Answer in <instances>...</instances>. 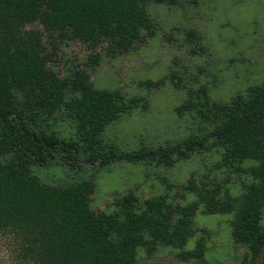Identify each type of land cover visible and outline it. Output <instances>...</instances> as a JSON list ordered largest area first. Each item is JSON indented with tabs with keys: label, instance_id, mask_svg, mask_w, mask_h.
I'll return each instance as SVG.
<instances>
[{
	"label": "trees",
	"instance_id": "1",
	"mask_svg": "<svg viewBox=\"0 0 264 264\" xmlns=\"http://www.w3.org/2000/svg\"><path fill=\"white\" fill-rule=\"evenodd\" d=\"M148 2L174 5L177 0H0V232L18 237L37 264H134L139 248L151 254L158 246L178 249L183 259L202 260L203 236L191 250L183 249L198 231L204 233L193 226L199 210L232 216L231 238L247 248L245 264H255L262 253L264 84L218 102L206 86L189 88L172 69L165 79L187 93L176 115L193 116L198 131L174 144L122 151L102 134L122 115L146 108L144 100L95 89L84 69L59 77L50 68L65 40L85 43L92 51L101 46L114 57L152 36ZM32 24L43 27L48 46L39 30L27 29ZM187 38L190 43L201 39L195 30ZM88 60L97 65L99 54H89ZM165 79L144 85L159 87ZM63 121L70 122L72 136L63 135ZM213 149L221 150L222 166L250 178L239 196L189 178L183 190L194 195L190 203H173L165 195L139 203L129 193L116 199L113 213L94 212L91 179L47 185L32 170L57 154L78 170L80 163L105 169L119 161L171 166ZM246 161L254 165L239 166Z\"/></svg>",
	"mask_w": 264,
	"mask_h": 264
},
{
	"label": "rangeland",
	"instance_id": "2",
	"mask_svg": "<svg viewBox=\"0 0 264 264\" xmlns=\"http://www.w3.org/2000/svg\"><path fill=\"white\" fill-rule=\"evenodd\" d=\"M146 10L152 23L153 35L143 37L131 50L114 57L104 49L80 41L65 40L58 45L50 68L67 77L76 69H84L95 89L121 91L126 97L142 98V105L122 115L108 125L103 139L119 150L132 151L140 146L174 144L198 131L191 115L178 117L175 109L187 97L186 89H175L165 79L172 69L180 72L187 87L204 85L210 97L227 102L250 86L264 84V0H177L174 5L148 2ZM39 30L43 43L48 36L39 24L27 26ZM195 30L200 42L190 43L187 32ZM144 34V33H143ZM104 46V45H103ZM198 46L204 52L197 50ZM51 48V47H48ZM195 52H194V50ZM99 54L97 65H91L89 54ZM165 79L162 86L147 87ZM63 135L74 133L69 121L60 126ZM221 150L193 154L171 166L115 162L105 169L79 164L71 170L66 160L57 154L43 166L33 167V173L47 185H63L91 179L95 190L89 207L94 212L113 213L116 199L132 193L144 200L165 195L170 202L182 205L194 200L183 190L189 178L199 186L219 184L231 195L239 196L250 178L233 168L220 164ZM246 161L240 167H249ZM230 214H204L197 211L193 218L198 231L188 239L184 250H191L200 236L205 238L202 260H188L173 247L158 246L147 254L137 250L134 264H245L247 248L233 243ZM264 229V207L262 209ZM0 264H37L26 254L23 242L7 232H0ZM255 264H264V248Z\"/></svg>",
	"mask_w": 264,
	"mask_h": 264
}]
</instances>
